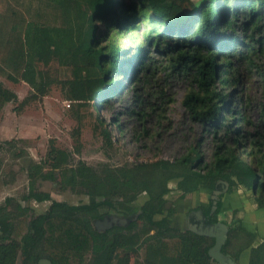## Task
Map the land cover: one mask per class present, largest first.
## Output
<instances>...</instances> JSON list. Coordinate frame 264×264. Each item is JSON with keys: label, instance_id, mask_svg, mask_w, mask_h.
Masks as SVG:
<instances>
[{"label": "trees", "instance_id": "trees-1", "mask_svg": "<svg viewBox=\"0 0 264 264\" xmlns=\"http://www.w3.org/2000/svg\"><path fill=\"white\" fill-rule=\"evenodd\" d=\"M55 1L53 6L64 12L75 0ZM127 1L87 0L80 18L91 23L81 32L64 23L49 24L45 14L43 22L28 20L11 0L0 1V76L25 79L27 74L25 80L36 89L45 78L37 65L48 66L56 58L68 73L66 81L72 84L74 96L97 100V112L104 104L112 106V99L125 91V81L130 80L135 104L126 106L123 113L142 123L153 116H158L159 123L167 119L174 102V80L186 78L190 89L183 104L191 119L211 136L212 160L205 159L202 140L174 160L106 164L100 169L83 161L70 163L69 152L53 147L48 153L54 161L51 169L35 161L29 167V192L24 200L52 201L50 193L37 187L38 179H43L59 180L63 188L77 190L90 201L75 205L53 200L48 210L27 220L23 216L31 208L6 198L0 204V264H19L20 253L25 255L23 264H38L43 258L52 264H218L209 255L214 239L173 227L176 207L167 198L172 181L184 196L201 188L212 190L225 180L230 191L253 189L259 207L264 208V0ZM134 4L139 11L148 9L151 28L140 43L131 33L134 57L128 60L130 50L121 48L114 37L117 31L135 29L138 20L129 14L135 11ZM96 17L105 21L108 34L116 25L105 45L95 36ZM150 46L162 60L155 61ZM160 70L165 78L158 80L159 85L150 78L145 81V76ZM124 75L126 80L117 85ZM250 83L259 93L255 102L247 92ZM147 84L153 88L147 96L155 98L151 112L137 109L148 103L140 93ZM12 97L0 79V112ZM112 123L122 127L116 119ZM103 133L112 140L109 127ZM158 135L162 137L160 131ZM143 193L148 200L141 208L140 222L106 232L95 227V221L108 213L101 207L113 208L117 200L132 204ZM218 212L212 219L215 223ZM241 238L232 257L236 262L254 238L236 219L229 225L223 251L233 239ZM250 264H264V244L252 248Z\"/></svg>", "mask_w": 264, "mask_h": 264}, {"label": "rangeland", "instance_id": "rangeland-1", "mask_svg": "<svg viewBox=\"0 0 264 264\" xmlns=\"http://www.w3.org/2000/svg\"><path fill=\"white\" fill-rule=\"evenodd\" d=\"M92 1L96 2V0ZM11 2L24 12L28 20L43 22L42 15L45 14L48 18L47 23L52 25L64 23L63 25L75 27L77 32L84 31L91 23L89 20L80 18V11H85L87 8V0L70 2L68 10L64 12L53 6L56 5L55 0H11ZM132 2L128 0L127 4ZM134 10V12L129 11L131 12L129 14L130 18L134 19L133 21L138 20L135 29L117 31L114 37L115 42L121 48L130 50L127 54L128 60H132L134 57L131 54L134 46L130 38L131 33L138 36V43H140L148 29L151 28L150 14L147 16L146 12L148 9L139 11L136 5ZM94 22L97 27L95 36L100 37L103 45L107 44L116 25H112L111 30L108 28V34L105 21H99V17H96ZM151 49L155 61L162 60L158 51H153L150 46ZM165 62V60L162 61L163 64ZM159 64L160 62L155 65ZM37 66L43 70L45 78L39 81V87L36 89L25 80L28 77L27 74L25 79L17 75H14L13 79L0 76L5 87L13 94L12 99L5 104L0 112V204H3L6 198L12 197L14 204L22 202L24 206H29L31 209L23 218L29 220L31 217L45 212L53 200L75 205L90 201L88 196L77 190L70 187L63 188L59 180L43 179H38L37 187L40 191L50 193L52 201L24 200L29 192V167L35 161L44 163L47 169H51V164L54 161L48 158V153L53 147L69 152L72 155L69 158L70 163L76 165L79 161H83L100 169L106 164L119 166L133 163L142 164L157 159L174 160L187 153L190 146H195L202 140L201 148L205 159L207 162H211L212 149L209 146L211 136L203 131L200 124L191 119L189 111L183 104L190 89L189 81L186 78L176 77L174 80V86L171 88L174 102L170 104L167 119L159 123L158 116H153L142 123L130 119L123 113L126 106L131 103V106H134L133 100L136 96L135 90L131 89L130 80L125 81L126 74L117 83L120 85L125 81L127 86L125 91L112 99V106L104 104V108L97 112L94 110L97 100L84 101L74 96L75 90L72 84L66 81L68 73H65L66 70L63 69L64 67L58 59L54 58L48 66L43 64ZM143 75L140 76L143 77ZM149 78L151 82H157L159 85L158 80L162 82L165 73L160 70L155 75L145 76V81ZM49 81L51 84L48 85ZM248 81L253 82V80ZM150 90L153 88L151 89L147 84L140 91L148 103L136 106L138 110L143 109L151 112V108L155 106L153 103L155 98L147 96V92ZM247 92L252 94L253 102L259 99L257 87L253 83L248 85ZM114 119L122 124L121 128L112 123ZM106 127H109L112 133V140H108L103 133V129ZM145 130L148 132L146 133ZM159 131L162 133V137L158 135ZM8 141H13V143H8ZM244 158L248 162H252L251 158ZM57 173L59 172L57 171ZM176 185L174 181L170 183L174 193L169 195L171 197L167 195L168 200L170 198L178 200L180 195L175 190ZM147 200L148 195L143 193L128 206L138 209ZM122 203L121 200H117L113 208L108 206L101 208L108 214H121ZM229 212L223 217L227 223L233 224L238 218V213L233 210ZM24 258L25 255L20 253L17 259L18 263L23 264Z\"/></svg>", "mask_w": 264, "mask_h": 264}, {"label": "crops", "instance_id": "crops-1", "mask_svg": "<svg viewBox=\"0 0 264 264\" xmlns=\"http://www.w3.org/2000/svg\"><path fill=\"white\" fill-rule=\"evenodd\" d=\"M218 184L219 186L222 185L221 183ZM212 190L201 188L184 196L181 191H176L180 195L178 200L176 199V204L179 206L178 210H183L184 212H187L188 210H190L191 207L198 205H202L205 209H208V206L210 204L209 197ZM171 193H174V191L170 192L168 196L171 195ZM256 197L257 195L253 189H247L244 187H240L238 189H235L234 191L227 190V192H223L221 196V210L218 215L219 221L226 222L223 216L227 213H230L229 211H237V219L242 222L243 227H245L250 233L254 235L250 247L240 251L238 255V261L236 262L234 260V264H250L252 248L264 244V208L259 207ZM172 199L175 198H170V201H172ZM180 215L178 211L176 217H173V227L178 228L182 231H190V228L186 225V222L184 223L185 219L182 218ZM179 216L181 217L180 219ZM199 222L200 221H198V223H195L194 221H192L191 225H198ZM227 224L230 225L229 223ZM242 241V238L238 240L233 239L227 247V252L225 253L228 254L230 257L237 255L238 250L240 248L239 245ZM44 260L48 259L43 258L38 262V264H42L41 261Z\"/></svg>", "mask_w": 264, "mask_h": 264}, {"label": "flooded vegetation", "instance_id": "flooded-vegetation-1", "mask_svg": "<svg viewBox=\"0 0 264 264\" xmlns=\"http://www.w3.org/2000/svg\"><path fill=\"white\" fill-rule=\"evenodd\" d=\"M216 191H221V195H219V198L215 197ZM223 192H225V191H223L222 185L219 186V184H218L217 188L215 186V188L211 191V194L209 197L210 204L208 206L209 207L208 209H205L202 205H198V206L191 207L190 210H188L187 212H184L183 210H178L179 206L176 204L177 203L176 198L172 199V202H173L174 206L176 207V212L172 215L171 219H173V217L175 218L176 215L178 214V211H179V215L181 214L180 216L185 219L184 223L186 222V225L191 229L194 227V225H191V222L194 221L195 223H198V221H200V219H201L200 212H202L203 216L207 217V221H205L206 223H208V224L215 223V222H213L212 219H213L214 214L217 211L220 212V210H221V202L220 201H221V196H222ZM142 206L139 207L138 209H135L131 206H128L125 203L124 204L122 203L121 204V210H122L121 214H114V213L108 214L107 213L103 218L95 221V227L99 231L106 232L108 230L113 229L116 226L128 227L133 222H136V221L140 222L141 221V214H142V210H141ZM219 212L217 213V216L219 215ZM166 216H167V213H166ZM180 216H179V219L181 218ZM107 218L108 219L109 218H111V219L116 218L118 220H117V223L113 225V227L108 228V229H104L105 224L103 223V221ZM97 221H102V222L100 224H97ZM218 222H219V218H218ZM42 264H46V263H42Z\"/></svg>", "mask_w": 264, "mask_h": 264}, {"label": "water", "instance_id": "water-1", "mask_svg": "<svg viewBox=\"0 0 264 264\" xmlns=\"http://www.w3.org/2000/svg\"><path fill=\"white\" fill-rule=\"evenodd\" d=\"M218 183L222 184L223 191L226 192L228 190L229 183L227 181L219 180L216 183V188L218 186ZM215 194H216L215 197L219 198V195H221V191H216ZM200 214H201V219L199 225H194V227L191 228L190 230L198 235L210 237L215 240L214 245L209 250V255L218 264H234V259L223 251V247L228 238L229 225L223 221L208 224L205 222L207 221V217L203 216L202 212H200ZM117 220L118 219L116 218L105 219L103 221V223L105 224L104 229L113 227V225L117 223ZM101 222L102 221H97V224H100ZM41 263L52 264V262L49 260L41 261Z\"/></svg>", "mask_w": 264, "mask_h": 264}]
</instances>
